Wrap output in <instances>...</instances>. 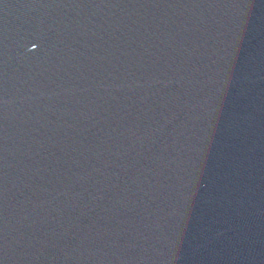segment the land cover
I'll use <instances>...</instances> for the list:
<instances>
[{
    "label": "water",
    "instance_id": "obj_1",
    "mask_svg": "<svg viewBox=\"0 0 264 264\" xmlns=\"http://www.w3.org/2000/svg\"><path fill=\"white\" fill-rule=\"evenodd\" d=\"M0 264H264V0H0Z\"/></svg>",
    "mask_w": 264,
    "mask_h": 264
}]
</instances>
